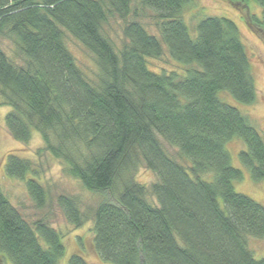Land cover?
Listing matches in <instances>:
<instances>
[{"label":"trees","instance_id":"16d2710c","mask_svg":"<svg viewBox=\"0 0 264 264\" xmlns=\"http://www.w3.org/2000/svg\"><path fill=\"white\" fill-rule=\"evenodd\" d=\"M227 1L264 43V0H254L260 17L250 0ZM192 2L0 0L5 128L21 144L37 133L36 156L48 154L101 197L84 212L76 196L59 195L56 204L73 227L92 222L105 264H264L249 246L264 240V207L234 191L242 173L226 149L241 142L240 164L253 182L264 180V141L224 100L256 101L249 58L228 19L205 18L192 35L183 22ZM144 10L157 34L147 30ZM110 22L121 26L120 48L107 36ZM68 36L91 56L92 78ZM164 55L177 70L152 71L148 62ZM140 168L155 177L149 187L135 179ZM4 175L24 183L37 209L47 205L34 162L9 154ZM64 254L60 233L45 219L28 222L0 186V263L58 264ZM67 264L87 263L72 255Z\"/></svg>","mask_w":264,"mask_h":264},{"label":"rangeland","instance_id":"374dc122","mask_svg":"<svg viewBox=\"0 0 264 264\" xmlns=\"http://www.w3.org/2000/svg\"><path fill=\"white\" fill-rule=\"evenodd\" d=\"M248 6L251 14L260 17V8L257 2L250 0ZM143 15V22L147 30L151 34H157L152 12L144 10ZM209 17L225 18L232 21L240 33L242 44L249 58L250 71L257 90V99L253 104L245 106L235 103L228 97H225L224 100L249 119L250 125L255 128L264 141V43L246 25L242 14L237 12L227 0H193L183 12V22L192 35L197 24ZM106 33L114 46L120 48L123 42L120 24L110 22ZM66 45L84 74L92 78L95 73V66L91 56L69 36L66 38ZM148 65L154 72L177 70L175 63L167 55H164L160 60H150ZM9 112V107H0V186L9 201L28 222L45 219L51 227L60 233L65 254L58 264H67L72 255L81 256L87 264H105L100 261L93 248L92 222L87 221L82 227L75 228L65 220L56 204V198L59 195L76 196L80 199L84 212L88 207L95 206L101 197L82 189L77 181L64 173L61 163L48 154L37 157L36 152L42 146L40 136L37 133H33L28 144H21L13 140L5 128V116ZM226 149L230 154L232 167L242 173V180L234 181L232 184L234 191L251 198L264 207V180L253 182L248 170L238 160V154L243 149L242 143L233 140L227 144ZM168 150L171 155L179 159L173 149L169 148ZM9 154L30 160L39 167V181L49 192V200L42 210L35 207L25 190L24 183L5 177L4 164L6 156ZM135 179L147 187L156 181L155 177L144 168L137 171ZM249 246L256 260L264 259V240L250 239ZM0 264L10 263L6 260Z\"/></svg>","mask_w":264,"mask_h":264}]
</instances>
